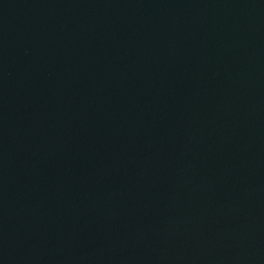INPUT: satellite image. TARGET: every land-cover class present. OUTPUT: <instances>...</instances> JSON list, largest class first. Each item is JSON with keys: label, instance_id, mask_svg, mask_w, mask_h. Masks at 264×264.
I'll use <instances>...</instances> for the list:
<instances>
[{"label": "water", "instance_id": "95a60500", "mask_svg": "<svg viewBox=\"0 0 264 264\" xmlns=\"http://www.w3.org/2000/svg\"><path fill=\"white\" fill-rule=\"evenodd\" d=\"M0 264H264V0H0Z\"/></svg>", "mask_w": 264, "mask_h": 264}]
</instances>
